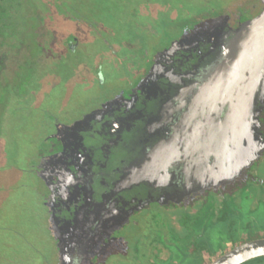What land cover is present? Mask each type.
Returning <instances> with one entry per match:
<instances>
[{"label":"flooded vegetation","instance_id":"obj_1","mask_svg":"<svg viewBox=\"0 0 264 264\" xmlns=\"http://www.w3.org/2000/svg\"><path fill=\"white\" fill-rule=\"evenodd\" d=\"M205 5L204 3L197 13L188 7L185 12L188 11L190 15L204 12L206 15L202 18L226 15L234 33L242 28L245 17L255 18L264 9L263 0H258L257 3L255 0H235L228 3L218 0L211 3L213 11L205 10ZM111 9L99 16L109 23L108 29L101 34L98 29L85 28L87 17L91 16L88 12L93 10L91 7L87 9L86 4L61 7L55 0L34 2L32 18L37 33L39 30V50L26 67L28 74H21L12 84H3L8 88L6 91L10 101L22 99L24 93L25 96L35 97V89L29 91L20 83L24 84L27 79L31 83L33 76L39 75L41 67H48L43 65L44 58H63L66 54L73 55L74 58L83 44V38L89 35L96 39L105 38L107 46L102 48L105 52L93 49L82 54V77L91 86L103 85L114 77H125V71L129 76H139V79L128 88L118 89L71 123L101 108L104 102L114 99L120 93H131L149 73L155 55H150L145 33L133 32L128 34V39L123 35H116L118 27L114 10ZM130 10L129 8V14ZM182 14L183 12H179V15ZM71 17L80 18L77 26L73 24ZM200 20L202 19L199 18ZM139 23L138 31L154 34L160 31V28H152L155 23ZM167 24L168 20L167 23L163 21L165 28ZM122 26L124 31H130V26L124 25V22ZM62 58L59 62L64 60ZM223 61L224 58L219 57L197 67L190 78L182 75L179 84L188 88L179 89L176 111L170 114L172 119L161 136L154 134L141 139L138 138L142 135L130 137L132 144L138 149H142L146 142L151 145L146 147V153L151 154L155 163L168 167L171 184L164 185L163 188L161 186L158 192H154V200L146 199L148 202L138 204L127 215V221L119 227L115 226L118 216L115 179L118 157L113 152L105 154V158H102V154L89 155V163L106 166L109 177L104 178L101 171L96 173L93 170H87L88 174L82 176L85 180L80 184L79 197L89 200L92 216L89 224L80 228V233H71L72 239L63 250L65 264H216L247 244L264 241V99L259 91L254 105L248 108L251 119L249 131L253 134V140L251 137L250 143L246 144L247 138L242 136L245 134V127L239 131L233 130V133L229 130L231 99L218 96L206 98L210 79L221 68L218 66ZM263 71L264 67L261 68L259 81L255 83L260 87L264 86ZM21 92L24 93L20 94ZM244 110L242 126L246 123L245 106ZM60 124L63 123L59 121L55 133L48 137L46 149L39 151L38 165L43 156L57 148L53 136ZM190 125L191 128L188 127ZM47 192L45 201L53 191L47 186ZM75 195L77 193L67 189L65 196L68 210L76 211L78 204ZM83 203L86 205V202ZM47 210L49 220L54 211L50 213L48 207ZM49 232L55 242L56 264H59L57 242L50 230ZM11 261L12 259L6 258L4 262L12 264ZM237 264H264V255Z\"/></svg>","mask_w":264,"mask_h":264},{"label":"water","instance_id":"obj_2","mask_svg":"<svg viewBox=\"0 0 264 264\" xmlns=\"http://www.w3.org/2000/svg\"><path fill=\"white\" fill-rule=\"evenodd\" d=\"M186 34L181 41L155 55L149 73L131 93H120L82 119L58 125L57 133L53 136L57 148L43 156L37 166V175L53 191L45 205L50 213L54 211L48 224L57 242L59 264H65L63 250L72 239L71 233H80L82 226H87L92 216L89 200L79 197L80 184L85 180L82 176L88 174L87 170H93L96 173L101 171L104 178L109 177L106 166L89 163L90 154H102V158H105V154L113 152L118 157L115 178L118 225L115 219V226L123 225L127 215L138 204L145 203L146 199L154 200V192H158L161 186L171 184L168 167L155 163L151 154L146 153V147L151 145L146 142L142 149H138L130 137L142 135L138 139L147 138L166 130L167 123L172 119L170 114L176 111L178 91L183 88L179 84L183 74L185 78H190L197 67L223 57L224 61L218 66L221 68L210 79L206 98H230L229 130L233 133V130L235 132L245 127V137L242 136L247 138L246 144L250 143L251 137L253 140V134L249 131L251 119L248 108L254 105L259 91L264 99V86L255 85L264 67V9L255 18L243 21L242 28L236 33L229 27L227 16L220 15L201 21ZM31 40L33 53H37L36 35ZM244 106L246 123L242 126ZM188 127L191 128V125ZM96 183L99 184V181ZM68 188L77 193L74 196L78 204L76 211L68 210L66 205ZM263 255L264 241H258L237 249L216 264H237Z\"/></svg>","mask_w":264,"mask_h":264},{"label":"rangeland","instance_id":"obj_3","mask_svg":"<svg viewBox=\"0 0 264 264\" xmlns=\"http://www.w3.org/2000/svg\"><path fill=\"white\" fill-rule=\"evenodd\" d=\"M34 1L21 0L19 12L24 23L17 39L9 41L3 32L0 35V264H8L4 262L6 258L12 259V264L57 263L55 242L48 229V210L44 204L47 186L36 174L39 151L46 149L47 139L55 133L59 121L71 123L118 89L128 88L139 79V76H129L125 71V77H114L103 85L91 86L82 77V54L93 49L105 52L102 48L107 46L105 38L96 39L89 35L83 38V44L74 58L69 54L63 58H44L43 65L48 67H41L39 75L33 76L31 83L29 79L24 84L20 83L29 91L35 89V97L21 92L24 93L22 99L10 101L8 88L3 84H12L21 74H28L26 67L38 54V51L33 53L31 40L34 35L36 41L39 39V30L37 33L32 18ZM55 1L61 7L81 3L86 4L87 9L93 8L88 12L91 16H86L85 28L98 29L101 34L108 29L109 23L99 16L112 8L118 27L116 35L128 39V34L133 32L145 33L153 57L181 41L188 31L208 19L202 18L206 15L204 12L190 15L185 12L186 7L197 13L205 3V10L213 11L211 3L218 0ZM219 1L228 3L235 0ZM179 12L183 14L179 15ZM71 18L77 26L80 18ZM199 18L202 20L199 21ZM167 20L169 24L165 28L163 21L167 23ZM140 21L155 23L152 28H160L159 33L138 31ZM123 22L130 26L129 32L122 29ZM61 58L64 60L59 62Z\"/></svg>","mask_w":264,"mask_h":264},{"label":"trees","instance_id":"obj_4","mask_svg":"<svg viewBox=\"0 0 264 264\" xmlns=\"http://www.w3.org/2000/svg\"><path fill=\"white\" fill-rule=\"evenodd\" d=\"M20 3L21 0H0V35L3 32L6 40L17 39V34L22 29L24 18L19 12L22 8V3L21 5Z\"/></svg>","mask_w":264,"mask_h":264}]
</instances>
